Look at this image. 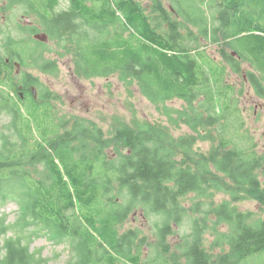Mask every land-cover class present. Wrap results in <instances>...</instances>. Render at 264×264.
Masks as SVG:
<instances>
[{
    "label": "trees",
    "instance_id": "obj_1",
    "mask_svg": "<svg viewBox=\"0 0 264 264\" xmlns=\"http://www.w3.org/2000/svg\"><path fill=\"white\" fill-rule=\"evenodd\" d=\"M69 1L68 10L57 11L59 0H22L38 20L31 34L48 35V43L35 41L42 50L5 32L6 57L20 62L14 80L39 94L22 99L0 88V116L9 118V134H0V264L46 263L31 248L41 238L68 244V264H264V219L233 205L251 200L264 206V148L244 141L234 88L223 86L230 68L264 98V0H173L174 11L153 0L152 17L137 0ZM51 42L74 56L85 77L117 74L129 88L138 87L163 106L172 124L198 134L217 128L218 145L202 154L194 136L176 138L168 127L150 123L120 121L110 138L78 118L70 127L59 123L50 93L23 71L29 58L41 61ZM203 42L216 46L221 67ZM56 63L49 59L40 70L55 74ZM10 79L0 78V85L9 86ZM176 98L188 108L166 107ZM37 129L41 136L34 140ZM229 129L236 134L226 136ZM211 191L232 201L211 202L203 212L195 205L191 211L203 214L192 218L182 200ZM9 202L20 210L13 225L1 213ZM137 210L160 217L155 240L137 228L122 232ZM186 217L191 234L178 253L168 238ZM222 225L227 231L219 230ZM208 233L216 236L210 249ZM146 246L154 252L144 259Z\"/></svg>",
    "mask_w": 264,
    "mask_h": 264
},
{
    "label": "rangeland",
    "instance_id": "obj_2",
    "mask_svg": "<svg viewBox=\"0 0 264 264\" xmlns=\"http://www.w3.org/2000/svg\"><path fill=\"white\" fill-rule=\"evenodd\" d=\"M111 2H117L118 0H110ZM145 8L148 15L153 16V0H137ZM166 8L173 9V0H161ZM14 9H7L6 21L10 23L2 22L0 18V33L6 32L7 35H14L17 38H25L27 42L31 44V48H39L35 44L34 34L29 31L32 27H38V20L34 14L24 6L23 3L18 4ZM70 8L69 0H59L57 11L68 10ZM174 11V9H173ZM21 17L22 21H19ZM12 23L18 25L15 28ZM88 33L89 28H84ZM39 42V41H37ZM202 46L205 47L204 52L209 55L211 60L219 67L223 65L222 58L217 51L215 45L203 42ZM45 52L42 53L41 61L37 59L33 60L29 58L25 62V68L23 71L36 77L43 88L50 93L49 101L53 107L56 119L59 123L64 124L66 127H70L74 122V118L89 122L95 128L101 129L106 138H110L111 134L118 126L117 123L125 122L132 124L134 122L150 123L153 125H162L169 128L170 133L176 137L194 136L195 137V149L202 154H208V152L218 145V138L220 136L217 128L201 129L198 134L194 132L188 125L181 123L179 126L172 124L170 118L166 115L163 106L155 104L144 97L138 87L132 85L130 88L125 82L119 79L117 74L110 76H101L87 78L80 73L74 63V56L68 54L64 50H61L55 42H51L46 46ZM55 58L57 60V71L55 74H45L40 70V66L47 60ZM244 69L248 71L251 69L249 65L244 64ZM223 86L231 85L234 88V97L236 104L239 105L240 117L243 120L244 127L241 129V135L244 137V141H251L256 145L258 150L264 148V98L258 97L251 84L247 81V78L242 75L232 73L230 68H227V72L223 78ZM239 99V100H238ZM204 102V97H200L198 102L193 105L198 107L200 103ZM187 102L182 99L170 100L166 103V107L171 109H177L184 111L188 108ZM9 118L6 115L0 116V134L5 132L8 125ZM210 133L212 139H205ZM226 136H232L236 134V130L229 129L225 132ZM40 131L37 129L34 135V140L40 137ZM114 148L107 150L111 155ZM42 166L36 167L37 171L42 170ZM225 201L231 202V198L223 193H214L213 191L200 197V194H189L182 200L183 205L188 209L192 218H198L201 216V212L209 207L211 202L215 204H221ZM203 206L199 209L201 212L191 211V209L197 206ZM233 205L239 208L241 211L255 212L256 217L264 219V206L251 200H245L243 202ZM1 213L7 219V224L13 225L19 218L20 210L19 206L13 202L7 203L2 209ZM159 216L148 213L144 215L143 211L137 210L131 213L122 226V232L130 229H141L143 234L148 236L152 241L155 240V225L160 222ZM192 221L189 217H186L181 226H174V234L168 238L171 244L172 251H178V245L183 244L187 235L191 234ZM228 227L222 225L219 230L222 232L227 231ZM14 235L11 231L9 236ZM216 239V236L208 233L206 235L205 244L208 249L211 248L212 243ZM3 241V239L1 240ZM33 250L40 252V256L46 260L44 264H68L71 258V253L68 244H54L53 242L41 238L36 239L31 245ZM154 250L149 246L144 248V256L147 257L153 255ZM220 253V249L215 250V254ZM185 263V261H183Z\"/></svg>",
    "mask_w": 264,
    "mask_h": 264
},
{
    "label": "flooded vegetation",
    "instance_id": "obj_3",
    "mask_svg": "<svg viewBox=\"0 0 264 264\" xmlns=\"http://www.w3.org/2000/svg\"><path fill=\"white\" fill-rule=\"evenodd\" d=\"M21 3H22V0H0V18L2 19V22H4V25L6 23H10V22L6 21V15H7L6 9L7 8L14 9L13 7L16 8V6L18 4H21ZM19 21L20 22L22 21L21 17L19 18ZM12 25L15 28L18 27V25L14 24V23H12ZM6 39H7V36H6L5 30H4V32L0 33V68H2L0 70V76H1L0 78L1 79L7 78V80H8V77L11 78L10 79L11 81L9 80V83H11V84L7 87L0 85V88L7 89L10 92L11 96L18 95L22 99H26V97L29 99V97L31 95V91L34 94L33 89L35 87H32L31 90H29L27 88L24 89L21 86V84H19V78L14 80V77H16V75L20 76V72H21L20 71L21 70L20 69V62L17 60H12L11 57H9V58L6 57V43H7ZM18 39H21V38H18ZM15 46L17 48H20V43L16 44ZM1 60H4L3 64L1 63ZM13 88H15L17 92L12 93L11 91L14 90ZM38 94L39 93L37 91V96H35V94H34V97L37 98Z\"/></svg>",
    "mask_w": 264,
    "mask_h": 264
},
{
    "label": "water",
    "instance_id": "obj_4",
    "mask_svg": "<svg viewBox=\"0 0 264 264\" xmlns=\"http://www.w3.org/2000/svg\"><path fill=\"white\" fill-rule=\"evenodd\" d=\"M34 39L36 41L41 42V43H48L49 42L48 35L44 32L34 34ZM33 92H34L35 96H37V90L35 88L33 89Z\"/></svg>",
    "mask_w": 264,
    "mask_h": 264
}]
</instances>
